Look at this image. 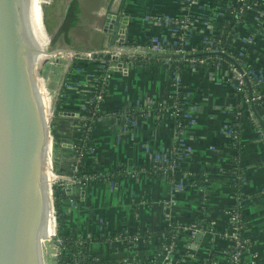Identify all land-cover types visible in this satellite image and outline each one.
Wrapping results in <instances>:
<instances>
[{
    "label": "crops",
    "instance_id": "crops-1",
    "mask_svg": "<svg viewBox=\"0 0 264 264\" xmlns=\"http://www.w3.org/2000/svg\"><path fill=\"white\" fill-rule=\"evenodd\" d=\"M234 3V0H77L78 19L68 36L72 53L81 56L76 70L68 72V64L63 74L67 75L69 85L64 96H60L58 111L67 112L59 115L68 118L65 120L68 126L62 132L60 163L62 170L69 172L70 162H77L73 159L74 137L82 133L84 120L92 115L85 104L91 102L94 76L102 74L107 90L94 106L101 114L93 121L86 163L101 174L123 164L126 173L117 175L116 180L102 178L73 185L71 193L62 200L60 234L70 233L80 239L94 234L143 232L149 225L160 228L170 221L189 225L198 215L209 223L204 224L199 240H195L198 231L191 236L185 230L173 252H161L158 264H199L212 250L218 252L214 260L225 264L222 251L231 243L230 213L233 203L238 201L250 241L242 253L241 264H264V141L258 137V127L249 123H244L237 136L241 147L235 138L223 133L235 104L225 63L189 64L178 72L177 78L160 62L106 69L107 51L122 44L118 39L112 42L116 27L123 34L124 43L144 45L155 34L168 39L174 36L168 27L146 21L147 15L186 14L192 18L194 28L186 45L190 50L209 36L217 24L233 18L227 7ZM234 28L235 45L246 50L249 63L264 75V10L247 7ZM124 45L127 51L133 46ZM88 52L94 53L92 57L87 56ZM181 90L186 91L187 100L193 104L192 120L182 128L176 118L168 114L158 116L155 112L156 105L173 101ZM138 106L146 109L139 116L130 112L131 107ZM255 110L264 131V107ZM73 117L79 121L74 123ZM130 118L136 123L130 122ZM177 144L186 149L180 169L203 176L202 182L188 183L179 191L166 178L151 177L142 168L154 154ZM234 161L244 166V181L239 189L245 198H238L233 185ZM156 243L155 236L148 240L138 236L130 247L102 239L90 241L86 254L95 256V264H138L154 253Z\"/></svg>",
    "mask_w": 264,
    "mask_h": 264
},
{
    "label": "water",
    "instance_id": "water-1",
    "mask_svg": "<svg viewBox=\"0 0 264 264\" xmlns=\"http://www.w3.org/2000/svg\"><path fill=\"white\" fill-rule=\"evenodd\" d=\"M71 1L0 0V264H43L44 248L47 264H58V247L52 245L53 236L45 234L49 140L53 146L33 81L31 54L71 50L58 48ZM116 30L112 42L118 39L123 44V34ZM115 50H108L106 56L119 60ZM120 66L117 61L111 69ZM68 179L64 196L73 186ZM200 237L198 231L195 240Z\"/></svg>",
    "mask_w": 264,
    "mask_h": 264
},
{
    "label": "trees",
    "instance_id": "trees-1",
    "mask_svg": "<svg viewBox=\"0 0 264 264\" xmlns=\"http://www.w3.org/2000/svg\"><path fill=\"white\" fill-rule=\"evenodd\" d=\"M243 6V10L239 12V6ZM247 7H254L257 9H263L264 10V0H245V1H238L234 3L231 6H228V10H231L234 14L233 18L230 20L223 21L219 24H217L214 28L213 35L209 38V41H203L201 40V43H198L194 45L193 47L196 48L195 51L187 52L181 56H165L161 55L159 53H153V52H146V60H136L133 62V65L137 64H144V65H150L155 62L163 63L166 67V69L169 71V73L172 72H180L186 65H197L201 64L200 59H204V63L207 66H214L218 65V63H221L222 61H233L234 57H239L243 60V65L245 69H248L252 71L250 74L251 80H257L258 78H261V83L258 84L257 89L262 94V96L259 99H256L257 102L261 101L264 105V76L260 75L256 72L255 68L249 63L247 60V52L244 49L238 48L234 40L236 38V30L234 26L236 25L237 20L242 18L244 11ZM78 15V4L77 0H72L68 4L67 9V16H66V23L64 27V37L63 39L66 42H69V36L68 32L77 22ZM185 15H179L178 19H184ZM190 17V16H189ZM190 20L192 21V18L190 17ZM178 23H170L169 27L176 28ZM194 32V28L192 24H190L186 29L177 28L175 31V35H183L184 39L181 41L166 43L165 40H162L163 36H160V41L162 42L163 47H169L172 49L179 48L183 43H188L190 35ZM149 38L145 44H150ZM123 44L126 45H135L136 42H125ZM218 46V48L223 49V52H220L219 50H209L207 47H214ZM106 59H108V56H105ZM123 59V57H121ZM192 59V60H191ZM168 60V63H167ZM77 58L72 61L70 66L68 67V72L75 71L77 68ZM221 65V64H220ZM236 65V64H235ZM237 67H240L239 65H236ZM230 74V71H229ZM97 76V83H96V90L94 92V96L92 98V101L90 103L85 104V108L88 109L90 117L88 119L86 118L84 120V126L83 131L81 134V138L76 144L77 151L79 152V155L77 157L76 162V170H69L68 174L73 176L76 179H79V182L81 184L84 183V175L85 172H88L87 174H90L94 176L93 178H90L89 181H96L100 180L102 178H107L110 180H116L118 177V173L122 172L123 174L126 173V167L123 164H119L115 167V169L106 172L105 174H101L98 170L92 168H88V165L86 163V153L90 150V147L87 145V142L90 140V134L91 130L88 128H92L93 121L96 119L97 116H100L101 112L94 108L95 103L97 101L96 94L100 92L102 94L106 93L107 86L105 79L102 78V74L96 75ZM232 82L235 84L237 83L236 80L231 78ZM245 85L241 86L240 90H233V96L235 99V102H241L244 95H247L249 98H251V82L248 79V77L244 78ZM67 82V75L65 74L63 84ZM186 91L181 90L178 92V95L174 98L176 106L179 108L181 112H185L187 110H193V104L190 103L188 100L183 101L181 98L182 96L186 95ZM254 101V100H252ZM250 101V102H252ZM98 102V101H97ZM59 103L56 104L58 106ZM157 108V107H156ZM244 107L242 105L234 106L231 110L232 115L235 116V122H237L239 125L235 127V129L238 131L237 136L239 134L240 129L244 125V123L251 124L250 119L245 117L242 113V110ZM146 109L138 107H131L130 112H134L137 116L141 115L142 112H144ZM112 110L108 111L111 112ZM244 111V110H243ZM254 117L259 122L260 126L263 124L262 120L259 119L256 114ZM179 119V118H176ZM130 122L132 118L129 119ZM131 124V123H130ZM184 123H181V128L184 126ZM88 129V130H87ZM237 136L234 137L237 141V145L241 147V145L238 143ZM50 143V140L49 142ZM181 149V148H180ZM179 149V147L175 146L174 148L164 151L160 155H165L167 159L165 158H154L152 157L150 161L144 165L142 168H144L147 172V174L154 178H166L167 180L174 179V181L178 180V177L175 176L176 171L179 173V176L184 179L185 185L192 182H202L203 176L200 173H186L180 169V159L184 157V152H182ZM81 153V154H80ZM235 162V161H234ZM235 166L231 168V170L234 171V182L233 185L236 187V191L238 193V198H245V194H242L241 190L239 189V185H241L244 181V166L240 164V162L236 163ZM173 165L172 172L164 173V168L167 166ZM122 174V175H123ZM121 176V175H120ZM64 197V192L62 191L61 184H56L53 188V206H54V214H55V220H56V229L57 233L59 234L60 243L58 244L59 251L57 254L58 264H95V256L94 255H87L86 249L88 246V243L90 241H99L102 239H106L108 241L118 242L121 244V246L124 247H130L133 242L136 240L138 236H141L144 238V240L150 239L152 236L157 237V243L155 246L154 253L145 261L139 260L138 264H158L160 261V254L163 251V248L168 245L171 241L174 242V249L178 242V240L182 237L184 234L185 229L182 227H179L178 229L175 227V222L170 221L167 225L164 227L156 228L152 226H148L145 231L139 232L136 230L132 231H122L118 233L112 234V235H99L94 234L87 238H80L77 239L73 237L70 233L60 234L59 233V226L62 220L63 216V209H62V200ZM238 202V201H237ZM233 203L232 209L235 213L240 214V204L239 203ZM240 217V215H239ZM209 224L206 221L202 220L198 215L194 218V220L189 224L195 225L196 227L204 226V224ZM186 225V226H189ZM244 230V228H243ZM242 230V231H243ZM118 237L119 241H116V236ZM249 239H247V242L243 243V246L241 247L242 253L245 252L248 248ZM234 245L229 244L228 246L224 247L223 254L225 255V264H228V260L231 256L232 249ZM218 253L216 250H212L209 257L206 260H200L199 264H209L214 261L215 254ZM104 262H107L106 260Z\"/></svg>",
    "mask_w": 264,
    "mask_h": 264
},
{
    "label": "built area",
    "instance_id": "built-area-1",
    "mask_svg": "<svg viewBox=\"0 0 264 264\" xmlns=\"http://www.w3.org/2000/svg\"><path fill=\"white\" fill-rule=\"evenodd\" d=\"M238 1H245V0H234L235 3L238 2ZM242 10H243V6L240 5L239 6V12H241ZM177 17L171 16V15H167V14H164V15H152V16L147 15L145 17V20L148 21V22H152L153 24H157L159 26L168 27L169 29H171L173 31L174 36H173L172 39H166L165 36L162 37L163 38L162 40L164 41L166 39L165 42L168 44V43H171V42L174 43L176 41L183 40L184 39L183 35H180V34L179 35H175L176 29L177 28L186 29L190 24H192V21L190 20L189 15L185 14L184 19H178ZM170 23H176V24L178 23V25H177L176 28L169 27L168 25ZM213 33H214V30L211 32V34L209 36L203 37L202 40L203 41H209V38L213 35ZM246 40L248 42H250V38H248ZM186 45H187V43L185 42L179 48H176V49H172V48H169V47H163L162 46V42L160 41V36L159 35L158 36L153 35L151 37V39H150V44H144V45L135 44V45H133L131 47L130 51H127L126 50V46L121 44V45H118L116 50L113 52L115 55L120 56V59L119 60H114L111 57H109L108 61H107L106 69L107 70H112L111 67L116 66L117 61H120L121 66H123V65L128 66L130 64H133V62L136 61V60H143L144 61V60H146V52H148V51L153 52V53L171 52V53H179V54L183 55V54H185L187 52L196 50L195 47H192L190 50H187ZM207 49H209V50L213 49V50H217V51L219 50L220 52H223V49L218 48V46L207 47ZM89 53L90 52H88L87 56H91L90 55L91 53L90 54ZM109 54H112V52H110ZM121 57H123V59ZM234 60H235V62H233V61H225V62L222 61L221 63H218V65H214V66H219L220 64L225 63L227 71H230V78H233L234 80L237 81V83H235V84L232 82V86H233L232 89L233 90L234 89L240 90L241 86L245 85L244 78L248 77V79L250 80L251 85H252V87H251V98H249L247 95H244V97L242 98L241 102H238V103L235 102L234 106L236 107L238 105H242L244 107V109H243L244 111L242 110L243 115L245 117H247L248 119H250L252 125H255V126L258 127V130H257L258 137H259V139L264 141V131L261 128V126H260L259 122L257 121V119L254 117L255 111H256L255 108H257L258 106H263L264 107V105L262 104L261 101H259V102L256 101V99H259L262 96V94L257 89V86H258L259 83H261L262 79L258 78L257 80H251L250 74L252 73V71H250L248 69H245V67L243 65V60L241 58H239V57H234ZM200 62H204V59H200ZM167 63H168V60H167ZM235 64L239 65L240 67H237ZM256 72L259 73L260 75H263L262 73L258 72L257 70H256ZM172 73H178V72H172ZM95 80H96V83H97V79H95ZM95 90H96V84H95V87H94L93 91L95 92ZM94 92L92 94V97H91L90 101H92V98L94 96ZM177 95H178V93H177ZM177 95H175V97ZM102 96H103V94L101 93V90H100V92H98L96 94L97 101H99V99H101ZM187 97L188 96L186 94V95L182 96L181 99L183 101H185V100H187ZM252 100H254V101H252ZM250 101H252V102H250ZM155 112H156V114L158 116L159 115H163V114H168L171 117L179 118L177 120H178V123H180V124L181 123L186 124V123H188L189 121L192 120L191 110H187L185 112H181L179 110V108L176 106L174 99L171 102H164L162 104L156 105L155 106ZM234 119H235V116L232 115V113H231V118L224 123V127H223V130H222L223 133H225V135L231 136L232 139L237 136L238 131L235 129V127L237 125H239L237 122H235ZM132 123H136V120L133 119ZM89 129L91 130V128H89ZM176 146L179 147V149L181 148L180 150L182 152H184V153L186 152V149L183 148L182 145L177 144ZM164 151H168V150L165 149V150H163L161 152H158V153L154 154L152 157L159 158V159L160 158L167 159V157L165 155H160ZM76 160H77V158H76ZM173 167H174L173 165L167 166L163 170L164 173L172 172ZM71 169L73 171L76 170V163H73ZM87 173L88 172H85V175H84V179L85 180H87L90 177H93L92 175L87 174ZM232 173H233V171H232ZM68 176L70 177L71 182H73V181L75 182L76 181L77 183H80L79 179H76V178H74L71 175H68ZM175 176L178 177L177 181H174V179H171L169 181H170V183L172 184V187L175 190H177V191L182 190L185 187L184 179H182L179 176V173L177 171H176ZM55 180L53 182H55ZM232 181H234V175H232ZM239 215H240L239 213H235L233 210L230 213V222H229V224H230V227H231V232H229V238L231 240V244H233L234 247L232 249L231 256H230V258H229V260L227 262L228 264H241L242 251L240 249L243 246V243L247 242V239H248L245 230H243L244 223H243L242 217H241V215L239 217ZM175 227L177 229L179 227H182L185 230H188L191 236H193L195 234V232H197V231L202 232L203 228H204V226H201V227H196L195 225L186 226V225H184L182 223H176ZM119 234L120 233H118V235ZM117 236L115 237L116 241H119ZM58 240L60 242V238H58ZM173 249H174V242L173 241H171L168 245H166L163 248V250H166L168 252H173ZM210 264H223V263H220L219 261L214 260Z\"/></svg>",
    "mask_w": 264,
    "mask_h": 264
},
{
    "label": "rangeland",
    "instance_id": "rangeland-1",
    "mask_svg": "<svg viewBox=\"0 0 264 264\" xmlns=\"http://www.w3.org/2000/svg\"><path fill=\"white\" fill-rule=\"evenodd\" d=\"M157 25V24H156ZM156 36H158V34H155ZM153 36V35H152ZM162 36V35H159ZM82 44V43H80ZM61 49H66L69 50L70 47V43L66 42L64 39L61 43V45L58 47ZM81 55H77L72 53L71 50L69 51H65V52H59L58 54H52V56H49V58H47L46 61H44L42 64H40V66H35V68H38L37 72L38 74L36 75V73L34 74V84H35V89L36 92L38 94V96L41 99V105H42V114H43V118L45 121V125L46 122L48 120V114L50 117L49 120V135L51 136V142H52V146L50 147V143H48L47 146V181L49 180V183H52V180L55 178V175L53 176V173L57 174V178L55 180V182L52 183L51 187L52 190L54 188V186L56 184H61L62 187V191L65 193V187L69 182V177H68V171L66 170H62L63 167L61 166L60 163V159L62 156V145H61V138H62V132L64 131V129H66L67 123L65 120H67L68 118H63L59 115L58 113V109L60 108V105L56 106L57 103L60 104V96H64V89L66 91V88H68L67 85H69L68 82H66L64 84V86H62L63 84V80L62 78H64L63 74L66 71V68L68 66V64H71L72 61H74V59L80 57ZM88 57H92V56H88ZM33 64L36 63V60L33 59ZM133 65V64H131ZM173 78H177L178 73H171ZM92 75V74H91ZM97 76H94V79H96ZM96 84V82H95ZM95 86V85H94ZM104 95V94H103ZM103 97V96H102ZM89 103V102H88ZM72 119V118H70ZM88 119V118H87ZM73 120L75 121L74 123H76V121H79L78 118L73 117ZM66 123V124H65ZM89 129V128H88ZM87 129V130H88ZM90 130V129H89ZM81 134L79 136H75L74 137V142L72 145V149H73V159H76L79 155V152L77 151V142L82 139L81 138ZM52 148V149H51ZM51 151H53V157H54V163L51 165ZM81 154V153H80ZM73 165V162L68 165V168L71 169ZM52 166V168H51ZM122 172H119L118 175H122ZM94 179L93 177H90ZM90 178H88L87 180H91ZM73 185H78V183L75 181L71 182ZM52 200H53V194H52ZM55 212V210H54ZM54 214V213H53ZM57 226V224H56ZM46 231L45 234L48 235L49 234V229H48V218L46 216ZM54 240L52 241V245L57 246L60 243L58 238H59V234L57 233V229L55 230V233L52 235ZM116 236V235H115ZM59 249V247H58Z\"/></svg>",
    "mask_w": 264,
    "mask_h": 264
},
{
    "label": "bare ground",
    "instance_id": "bare-ground-1",
    "mask_svg": "<svg viewBox=\"0 0 264 264\" xmlns=\"http://www.w3.org/2000/svg\"><path fill=\"white\" fill-rule=\"evenodd\" d=\"M32 58L36 60V63L37 65L34 63L33 64V60H32V76L34 77V74L37 72L38 68H35V66H40V64H42L44 61L47 60V58H49V56H52V54L50 53H47V52H32ZM37 75V73H36ZM34 81V79H33ZM49 120H50V117H49V114H48V120L46 122V125L49 123ZM51 146V144H50ZM52 149V148H51ZM53 151H51V155L53 157ZM54 163V160L52 158V163L51 165ZM52 168V166H51ZM53 173V176L55 175V178L52 180V183L53 181L57 178V175ZM49 180L47 181V186H46V203H47V213H46V216L48 218V229H49V234L47 236H52L54 233H55V217H54V206H52V198L50 197L49 195ZM51 184V183H50ZM52 185V184H51ZM51 188V187H50ZM45 231H46V228H45ZM43 241V238H41V243ZM48 262V254L45 252V248L43 249V264H47Z\"/></svg>",
    "mask_w": 264,
    "mask_h": 264
}]
</instances>
